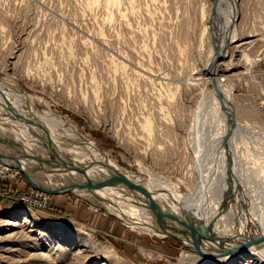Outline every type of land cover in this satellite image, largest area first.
I'll return each instance as SVG.
<instances>
[{"label":"rangeland","instance_id":"rangeland-1","mask_svg":"<svg viewBox=\"0 0 264 264\" xmlns=\"http://www.w3.org/2000/svg\"><path fill=\"white\" fill-rule=\"evenodd\" d=\"M212 6L211 0H0V79L30 99L29 106L19 103L7 117L34 131L28 125L38 122L32 109L50 113L44 117L56 125L49 132L58 136L72 130L88 141L102 172L168 191L170 198L185 199L201 185L204 192H214L218 179L208 177L205 184L201 176L206 161L210 165L215 157L203 134L209 129L208 69L216 43ZM240 10L237 41L214 68L217 77L223 76L218 79L227 77L234 86L239 115V130L217 154L222 170L216 174L228 175L237 191L243 185L240 191L246 192L239 191V198L254 213L256 200L264 214V0H240ZM198 106L202 109L194 116ZM199 149L204 153L197 158ZM66 161L71 160L60 157V166L52 161L51 167L69 166ZM86 173L70 171L76 177L64 179L79 183ZM52 176L54 184L64 186ZM24 181L25 191L9 188L17 195L30 193ZM62 195L88 212L76 217L56 208L54 199ZM62 195H49L51 210L42 212L47 215L0 202L17 204L0 212V264H198L175 237L150 235L121 222L107 207ZM18 216H29L33 224H23ZM45 229L74 234L81 243L62 242L54 233L51 244L42 235ZM109 249L113 259L107 257ZM187 253L191 258L185 259Z\"/></svg>","mask_w":264,"mask_h":264},{"label":"bare ground","instance_id":"bare-ground-1","mask_svg":"<svg viewBox=\"0 0 264 264\" xmlns=\"http://www.w3.org/2000/svg\"><path fill=\"white\" fill-rule=\"evenodd\" d=\"M211 3L214 6V7L212 6L214 15H212L213 17L211 18L212 28H214L213 29L214 31L212 33L214 34L213 35L215 39L214 41H216V43L215 46L212 45V47L214 46V49H213V53H211L212 56L209 61L210 66L208 69V74L210 75L209 80L212 86V92L211 93L209 92L210 96L208 97V103L210 104L208 108L209 111L206 113V115H208L207 119H208L209 129L207 130V133H203V134H206V138H207L206 141L210 143L209 146L214 148L215 157H214V161L212 160L213 162H211L210 165L206 161L205 164L206 167L202 166V169L204 167L206 169H203L204 173L202 172L201 176L204 177L203 181L205 179V184H206V179L208 177H209L208 179L210 180L211 178L213 182L216 181L217 178L218 179L217 182L219 181L220 183L217 185V188L215 187L216 190L214 192L211 188H209L212 190V193L210 192L211 190L208 192L207 191L204 192L205 188L202 189V186L204 185L198 186L193 192L194 193L193 195L183 197L185 199H179V201L184 202L187 208L190 210L191 218L193 219L196 229L198 231L200 229L201 231L206 232L207 236L211 238V239L194 240L193 243L194 248L189 249L195 254L193 261H195L198 264H218V263L228 264L232 260L237 259L238 264H242L243 262H249V264L250 263L263 264L264 242L260 244L246 245L247 242L253 240L257 236L264 234V214H262V210H260L263 207L259 208L258 206L260 203L257 205L255 200L253 204H256L254 206H256L258 210L257 211L253 210L255 211V213L252 212L251 209L252 205L250 208L249 206L250 204H247L246 201L240 199L238 195L239 191L245 187L242 185V188H238L239 190L237 191L236 190L237 187L236 188L234 187L235 183L232 184L233 181H231V178L228 175L225 178H223V176L221 177V175L216 174V172L219 173V171L222 170L221 169L222 164L220 163L221 159L220 160L218 159L219 156L217 157V154L219 153V151L222 150L221 148L223 144L226 143V141L229 139V136H231L233 133H237V131L239 130L238 129L239 126L237 123L238 121L237 119L239 118L238 117L239 115L237 109L238 107L234 99V91H235L234 86L227 82L226 80L227 77L225 78L224 82L221 81L220 79L223 78V76L217 77L214 68L216 67L217 63L220 61V60L219 61L216 60V57H218L220 53L222 54V58L225 57L230 47L233 46L237 41L236 35L238 32L236 31L237 30L236 20L239 21V16L241 15L240 0H211ZM240 46L241 45H238L237 47ZM213 81H215V84L213 83ZM9 94L12 95L11 96L12 98L9 97ZM11 99H14L15 103L12 104ZM29 102H30L29 97L24 93H22L21 91H19L15 86V84H13L10 81L8 83L0 79V130L2 131L3 135L9 134L13 136V138L11 137L12 139L15 138L14 141L16 143V148L18 150L19 155H20V151H22L29 158L28 160H32V161L28 163L26 161V158L25 159L21 158L20 157L21 155L17 156L16 152L13 151L11 147L9 148L6 146L7 144L4 145L2 143L1 135H0V153L1 155L8 157L16 156L21 166L31 167V169L40 170V167L38 165L34 166L36 164V161H34L32 157L28 156V151H31L29 149L31 148L35 151L34 148L37 147V142L34 141V139H32V137L30 136L31 132L28 131L23 126H16L15 124H13V122H11L9 117H7L12 111V109L17 108L18 105H20L19 103H23L29 106L28 105ZM200 106L197 107L194 116L197 115L200 109H202L200 108ZM223 110L224 112L222 114ZM32 113L36 115L34 117L45 128V130L49 135V138L53 140L52 145L54 146L52 147L51 145L50 147L54 148L55 150L56 149L61 150L62 151L60 152L62 155L61 157L67 160H71L74 165L76 164L77 161L85 165V167H90L89 169L91 171H87V173L83 175V177L80 179L79 183L84 182L87 184L89 183L95 184L104 179V177H102L104 172H102L101 170L102 168H100L98 163H96L97 161H96L94 146H92L88 141L77 135L72 130H68V132L64 130L65 132H67V134L64 135V133H62L61 135L59 134L58 136L56 134H53L54 131L53 133L49 132L48 129L56 125L50 116L44 117V116H48V114L50 113L44 115L40 112H37L35 109L34 110L32 109ZM243 113L249 116V114L246 111H243ZM28 115L30 116L29 118L31 117L34 118L31 114L28 113ZM35 118L33 120H35ZM197 118L198 116H196L195 119ZM6 119H8L9 123L7 122ZM38 122H36L37 124L31 123L28 125L30 126V128L32 127L34 131L39 134V136H41L38 127ZM57 122L61 127H64L63 121L59 120ZM14 133H17V135H15ZM72 142L76 144V146L74 147L76 148V150L72 149V147L70 146L73 144ZM48 143H50V141ZM41 152L42 151H40V153ZM202 153L201 150L199 149L196 152L197 158L200 156L202 157L203 156ZM43 154L45 161L51 160L49 149L47 150V152ZM70 155L74 156L75 159L72 160ZM209 156L211 155L209 154ZM5 162H8L7 157ZM56 163H57L56 165H59L58 162ZM52 164L53 162L51 163V165ZM95 165L97 166L96 168H94ZM0 170H4L5 171L4 173L10 174L12 176L11 179L5 181V184H8V187L16 189V186L18 184L25 183L24 178L22 177L21 173H19L18 170L12 169L8 165H3L1 163H0ZM67 176H71L73 178L76 177L70 174L61 177L65 178ZM50 177L49 176L48 178L46 177V181H48L50 185H52L55 188H64L67 184H70V183H66V180L63 179L61 180L57 175H54V177L57 178V180L59 181L61 180L65 182L62 183L64 186H58L57 184H54L56 182L53 183V181L51 180L54 178L50 179ZM198 177H200V175ZM243 178L244 177H241L242 180ZM241 182L240 183L237 182L236 185L239 184L240 186ZM249 187L250 189L252 188L251 186ZM151 189L157 191L154 192L151 191ZM151 189L149 191H143L138 187H134L131 185L111 184L108 186H104L102 188H93V187L90 189L86 188V190L75 191L67 194H74L80 198H84V199L86 198L89 202L93 203L97 207H101V208L107 207L109 208L111 214H113L121 222L128 225L129 224L133 225L138 230H141L143 232L145 231L150 235L155 234L160 237H165L167 235H174L177 236L182 243L186 244V246L190 245L189 242L185 240L179 232H177V223L175 219L172 218V216L176 214V207L173 201L175 197L170 198L171 193H169L168 191L167 192L162 191L160 189H156L155 187H151ZM30 191L33 192L25 193V194L18 193V195L16 194L17 192L14 193L20 197L36 196V194L38 193L39 196H37L36 198H40L41 200L47 199V204L51 206L50 196H49L50 194H47L42 191L40 192L34 190L33 188H31ZM244 191L246 192V190ZM97 198H99L100 201H97L96 200ZM204 198L206 199L204 200ZM215 199L218 200L216 201ZM3 200L5 199L0 200V202ZM218 203L219 205L221 204L220 211L218 208ZM23 206L29 207L27 204H23ZM50 210L51 208L47 211ZM35 211H39V210H35ZM47 211H40V212H47ZM257 214L259 215V217H257ZM18 217L19 218L17 219L19 220L22 219L23 224L26 223H29L31 225L33 224V221L29 216L28 217L18 216ZM260 219H263V221H260ZM184 226L185 225H179V228L183 229L182 227ZM54 233L59 235V238L62 242L77 243L80 242L81 240L79 237H77L74 234H70L64 231L54 232L53 230L50 229L49 230L45 229L42 235L44 237L47 236L48 241L51 242L52 244L55 242V239L51 236L54 235ZM113 251L114 250L109 249L107 257L113 259L112 256L115 257ZM189 258H191L190 254H188V256L185 259H189ZM115 261L118 262V260Z\"/></svg>","mask_w":264,"mask_h":264},{"label":"water","instance_id":"water-1","mask_svg":"<svg viewBox=\"0 0 264 264\" xmlns=\"http://www.w3.org/2000/svg\"><path fill=\"white\" fill-rule=\"evenodd\" d=\"M221 59H222V54L220 53L218 55V57H216V60L219 61ZM215 81H213L214 84H215ZM12 114L16 115L15 113H12ZM38 127H39V131H40L41 136L44 139H46V144H48L49 135H48L47 131L39 122H38ZM46 146L49 149L50 155L53 158V160L43 161V160L36 159L37 162L34 165V166L38 165L40 167L41 164L43 163L44 165H46V169H43V171L39 170V169H31V167L21 166V164L19 163L18 158L16 156L8 157V156L1 155V153H0V163L3 165H8L12 169L18 170L24 176V178L27 180V182L29 183L31 188L45 192V193L50 194V195H59V194H65V193L67 194V193H72L75 191L86 190V188L90 189L92 187L93 188H102L104 186H108L111 184L131 185V186H136L143 191H149L148 186L139 185L138 183L135 184V182L131 181V179H129V177L117 176V175H114L111 173H106V174L102 173L103 174L102 177H104V179L98 183H95V184H90V183L87 184L84 182L77 184L76 182H73L72 184H67L64 188H55L52 185H50V183L48 181H46V176H45L46 174L57 175L61 180L62 179L65 180L62 177L64 175H67V173L70 171H78V172L84 173V172L91 171V170L90 169L87 170V168L85 169V167L84 168L79 167V166L77 167V165L74 166V164H72L71 161H66L69 164V166L64 164V166H61L60 168H57V169L50 167L52 161H54V162L60 161V157L62 155L57 154V152L54 151L51 147H48V145H46ZM6 157H7L8 162H5ZM58 169H60V170H58ZM147 182H148V180H147ZM96 200L100 201L99 198H97ZM173 201H174L175 207H176V214L173 215L172 218L175 219V221L177 223V232H179L181 234V236L189 242L190 245L186 246V244L182 243L181 240L177 236H174V235H170V236L175 237L181 243V245L183 247L186 246L188 249L194 248V246H193L194 240L211 239L209 236H207L206 232H203L200 229L198 231L196 229L195 224L193 222V219L191 218V212L187 208L186 204L182 201H179L178 198H174ZM179 225H185L186 227L184 226V227H182L183 229H180ZM263 242H264V234L257 236L253 240L247 242L246 245L260 244Z\"/></svg>","mask_w":264,"mask_h":264},{"label":"crops","instance_id":"crops-1","mask_svg":"<svg viewBox=\"0 0 264 264\" xmlns=\"http://www.w3.org/2000/svg\"><path fill=\"white\" fill-rule=\"evenodd\" d=\"M7 120V122L9 123V121H8V119H6ZM12 122V121H11ZM18 129V128H17ZM19 130V129H18ZM31 133V137H32V139H34V141H36L37 142V147L36 148H34L35 149V151L33 150V149H29V150H31V151H28V156L29 157H32V159L34 160V161H36L37 162V160H36V158H38V160H43V161H45L44 160V154L42 153H40V151H44V150H48V148H47V144H46V139H44L43 137H41V136H39V134L37 133V132H35L36 133V136H35V134H34V132L32 131V130H29ZM15 135H17V133H14ZM0 135L2 136V143L4 144V145H6L7 147H11L12 148V150L13 151H15L16 152V154H17V156H20L19 155V153H18V150H17V148H16V143H15V141H14V139H12L13 138V136H11V135H3L2 134V131L0 130ZM7 137V138H6ZM12 137V138H11ZM17 137V136H16ZM48 144H50V143H48ZM42 147V148H41ZM38 151V152H37ZM15 154V153H14ZM15 154V155H16ZM29 154H31V155H29ZM36 155V156H35ZM41 157H43V158H41ZM42 166V167H41ZM41 166H40V170H42V169H45L46 167V165H44L43 166V163L41 164ZM52 166V165H51ZM50 166V167H51ZM44 167V168H43ZM43 171V170H42ZM46 174V173H45ZM54 176V175H53ZM47 177V176H46ZM51 179V178H50ZM27 185L28 184H18L17 186H16V190H17V192H22V191H25L28 187H27ZM17 204L16 203H11L10 205H8V204H6V203H0V212H2V211H4V210H10V209H14V207L16 206ZM54 205H55V207L56 208H61L62 210H64L65 211V213L67 214V215H71V216H76L77 217V215L79 214V215H83V214H86L87 212H88V209L85 207V206H82V205H79L78 207H75L76 205L71 201V199L69 198V196L68 195H65V196H59V197H56L55 199H54ZM38 213H40V215H47V214H45V213H42V212H38ZM78 215V216H79ZM50 216V215H49Z\"/></svg>","mask_w":264,"mask_h":264},{"label":"built area","instance_id":"built-area-1","mask_svg":"<svg viewBox=\"0 0 264 264\" xmlns=\"http://www.w3.org/2000/svg\"><path fill=\"white\" fill-rule=\"evenodd\" d=\"M4 172H5L4 170H0V200L2 199L11 200V201L20 203L22 205L27 204L29 207L34 208L35 210H39V211H47L51 208V206L47 204V199L41 200L40 198H36L37 196H39L38 193L36 194V196H29V197L17 196L13 192V190H11L8 187V184H5V181L8 179H11L12 176ZM30 192H33V191H30Z\"/></svg>","mask_w":264,"mask_h":264}]
</instances>
